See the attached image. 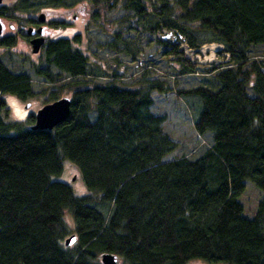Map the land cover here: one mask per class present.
Here are the masks:
<instances>
[{
	"label": "trees",
	"instance_id": "trees-1",
	"mask_svg": "<svg viewBox=\"0 0 264 264\" xmlns=\"http://www.w3.org/2000/svg\"><path fill=\"white\" fill-rule=\"evenodd\" d=\"M80 1L14 0L0 6V15ZM88 1L121 4L140 21L135 28L171 31L163 54L170 57L174 82L144 68L138 85H125L115 79L125 74L90 63L74 44L78 35L47 39L35 72L73 88L70 114L53 128L31 127V115L23 127L7 119L3 93L34 95L32 80L0 58V264H103V252L115 253L116 264H186L193 258L264 264V72L248 53L264 43V0ZM114 36L113 45L119 32ZM181 36L194 48L217 41L229 56L215 64L192 61L180 48ZM15 39L4 36L0 45ZM199 69L210 76L179 85L176 77ZM103 75L107 80L92 81ZM154 90H174L190 106L196 131L211 133L200 154L163 159L177 142L164 129L167 115L151 108ZM50 95L48 101L60 97L56 90ZM66 158L81 171L84 194L53 178ZM246 178L262 191L253 216L244 214L238 199ZM71 233L76 239L66 245Z\"/></svg>",
	"mask_w": 264,
	"mask_h": 264
},
{
	"label": "rangeland",
	"instance_id": "rangeland-1",
	"mask_svg": "<svg viewBox=\"0 0 264 264\" xmlns=\"http://www.w3.org/2000/svg\"><path fill=\"white\" fill-rule=\"evenodd\" d=\"M14 0H2V5L9 6ZM150 1H148V4ZM40 12H44L47 19L46 40L58 36L75 37L79 40L74 42L84 51L90 63L103 70V72L117 71L126 76L117 75L116 80L125 85H138L142 81L140 74L144 68L152 69V76L165 78L173 84L174 77L170 72L169 55L163 54L166 47L165 41L172 40L171 31L165 29L164 32L154 33L135 28L134 25L141 26L140 21L132 12L126 11L122 5L108 7L102 3L92 5L88 0H82L71 7H48L39 11L16 12L6 15L5 33L15 34V43L9 47L0 46V58L14 71H24L31 77L34 95L21 97L11 92L3 93V98L8 107L7 119L20 126L29 125V117L36 113L37 108L42 106L50 99L52 90H56L58 95L71 96L73 88L59 86L43 79L42 75L35 72V65H41L43 47L37 52L32 51L29 38L24 31L31 22L28 17L37 18ZM57 22V23H55ZM115 32H119L116 43H110ZM206 36L202 31L199 32ZM199 36V35H198ZM212 45H209V44ZM217 41H206V46L196 47L197 51L192 55L194 59L205 60L206 64L219 63L220 60L228 58L223 55L221 50L215 51ZM216 52V53H215ZM250 58L256 59L260 63V68L264 72V43L253 44L249 48ZM201 69L195 74H185L176 77L179 85L190 86L199 82L200 78L207 75ZM68 78L64 79L67 80ZM107 77H92V81L101 82ZM254 77L248 87V92L253 94L252 84ZM264 92V81L262 83ZM154 101L151 105L153 111L165 113V131L176 140L177 145L174 149L164 155L163 159H172L179 155L196 156L200 154L207 145L211 143L212 135L210 132L200 134L196 131L192 121V111L184 98L175 94L172 90L162 93L157 90L152 92ZM49 102V101H48ZM15 131V128L12 132ZM53 178L67 181L73 191L80 195L87 192L81 171L78 166L70 159H64L61 174L54 175ZM245 188L238 196L243 204L244 214L253 216L256 212L261 189L250 179L244 180ZM64 218L73 230V217L69 210L64 211ZM100 258V257H99ZM186 264H227L224 262H209L200 258L190 259Z\"/></svg>",
	"mask_w": 264,
	"mask_h": 264
},
{
	"label": "water",
	"instance_id": "water-1",
	"mask_svg": "<svg viewBox=\"0 0 264 264\" xmlns=\"http://www.w3.org/2000/svg\"><path fill=\"white\" fill-rule=\"evenodd\" d=\"M2 0H0L1 6ZM37 19L39 21L45 20V13L40 12L38 14ZM4 23L0 18V34L2 33ZM38 33L30 39V43L32 46V51H39L40 47L45 41L44 32L45 29L42 25L34 28L33 26H29L27 28V34L33 35L34 33ZM71 110V98L68 95H62L52 101L44 103L40 106L36 113L34 122L31 124V127H39V128H53L57 123L65 120ZM76 239V234L71 233L65 237L64 242L66 245L73 243ZM101 262L103 264H116L118 261V257L115 253L112 252H103L100 256Z\"/></svg>",
	"mask_w": 264,
	"mask_h": 264
},
{
	"label": "built area",
	"instance_id": "built-area-1",
	"mask_svg": "<svg viewBox=\"0 0 264 264\" xmlns=\"http://www.w3.org/2000/svg\"><path fill=\"white\" fill-rule=\"evenodd\" d=\"M164 31H165V28H162L160 30V33L164 32ZM170 38L172 39L173 35H171ZM179 44H180V48H182V50L184 51L185 56L190 58L192 61H199V62L205 61V60H199V59H194L193 58L192 55L194 54L195 51L198 50V48H194V47L189 46L188 43L186 42V40L182 36L179 39ZM206 45L207 44H203L201 47L206 46ZM209 45H212V44L210 43ZM221 47H222V44L217 43V46H214V50L218 51V50H220ZM225 55L229 56V53L225 52Z\"/></svg>",
	"mask_w": 264,
	"mask_h": 264
},
{
	"label": "flooded vegetation",
	"instance_id": "flooded-vegetation-1",
	"mask_svg": "<svg viewBox=\"0 0 264 264\" xmlns=\"http://www.w3.org/2000/svg\"><path fill=\"white\" fill-rule=\"evenodd\" d=\"M45 17H46V15H45ZM0 18L2 19V21H3V23H4L2 33L0 34V38H2V37H4V36L10 35V34L4 32V29H5V26H6V20H5V18L7 19V16H6V15H0ZM33 18H34V17H33ZM33 22H34V23L29 24L28 27H29V26H33L34 28H37L38 26L42 25V26L44 27V29H45L44 37H45V41H46V34H47V29H48V27H47V19L45 18L44 21H39L37 18H34V21H33ZM28 27H27V28H28ZM27 28H26V31H24V34L27 35V37L29 38V41H30V39H31L33 36L37 35L38 33L35 32L33 35H28V34H27ZM11 34H12V33H11ZM14 35H15V34H14ZM45 41H44V43H45ZM0 46H1V45H0ZM2 47H3V46H2ZM40 48H41V47H40ZM39 50H40V49H39ZM37 109H38V108H37ZM36 111H37V110H36ZM32 115H34V119H35V114H32Z\"/></svg>",
	"mask_w": 264,
	"mask_h": 264
}]
</instances>
